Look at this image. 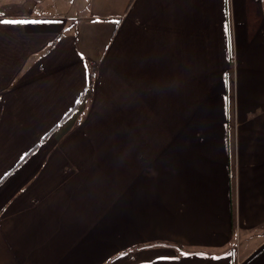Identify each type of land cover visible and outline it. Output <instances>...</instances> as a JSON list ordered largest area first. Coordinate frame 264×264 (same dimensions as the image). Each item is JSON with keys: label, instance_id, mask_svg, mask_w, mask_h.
Returning <instances> with one entry per match:
<instances>
[{"label": "crops", "instance_id": "0c3cea01", "mask_svg": "<svg viewBox=\"0 0 264 264\" xmlns=\"http://www.w3.org/2000/svg\"><path fill=\"white\" fill-rule=\"evenodd\" d=\"M0 264H264V0L1 7Z\"/></svg>", "mask_w": 264, "mask_h": 264}, {"label": "rangeland", "instance_id": "374dc122", "mask_svg": "<svg viewBox=\"0 0 264 264\" xmlns=\"http://www.w3.org/2000/svg\"><path fill=\"white\" fill-rule=\"evenodd\" d=\"M18 2V0H0V8L1 7H10V5H13L14 3ZM59 9V8H57ZM238 247V244H237Z\"/></svg>", "mask_w": 264, "mask_h": 264}, {"label": "snow or ice", "instance_id": "6c2138e0", "mask_svg": "<svg viewBox=\"0 0 264 264\" xmlns=\"http://www.w3.org/2000/svg\"><path fill=\"white\" fill-rule=\"evenodd\" d=\"M23 23L22 21H14L13 24H20ZM229 55H230V47H229Z\"/></svg>", "mask_w": 264, "mask_h": 264}, {"label": "built area", "instance_id": "2783aa9c", "mask_svg": "<svg viewBox=\"0 0 264 264\" xmlns=\"http://www.w3.org/2000/svg\"><path fill=\"white\" fill-rule=\"evenodd\" d=\"M40 1V0H39Z\"/></svg>", "mask_w": 264, "mask_h": 264}]
</instances>
